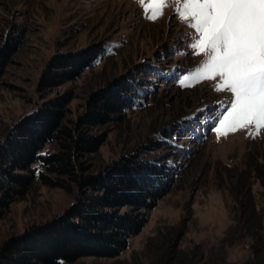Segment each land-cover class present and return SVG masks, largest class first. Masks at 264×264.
<instances>
[{"label":"rangeland","instance_id":"rangeland-1","mask_svg":"<svg viewBox=\"0 0 264 264\" xmlns=\"http://www.w3.org/2000/svg\"><path fill=\"white\" fill-rule=\"evenodd\" d=\"M174 8L171 3L150 20L136 0H0V52L19 37L0 76V141L24 114L65 93L70 100L63 122L70 125L84 115L90 94L125 76L135 85V102L107 123L88 127L101 142L81 159L83 172L95 174L141 145L144 160L163 157L176 169L173 184L120 255L59 264H264V128L259 134L254 125L227 135L212 131L216 117L228 116L231 94L213 90L218 77L196 83L190 70L204 56L187 46L193 30ZM97 43L103 47L91 66L39 90L56 54ZM63 183L36 179L8 205L0 248L70 206L77 186Z\"/></svg>","mask_w":264,"mask_h":264},{"label":"trees","instance_id":"trees-1","mask_svg":"<svg viewBox=\"0 0 264 264\" xmlns=\"http://www.w3.org/2000/svg\"><path fill=\"white\" fill-rule=\"evenodd\" d=\"M18 41L19 37L8 39L0 52V76L7 53ZM102 47L97 43L77 52L56 54L41 75L39 90L77 77L92 65ZM124 77L90 94L84 115L70 125L63 122L70 100V94L65 93L24 114L2 137L0 219L36 179L47 185L73 182L77 188L73 202L59 215L6 240L0 248V264H59L84 256H118L173 184L176 169L163 157L144 160L143 145L111 160L95 174L83 172L81 159L95 152L101 142L87 133L89 128L107 123L113 118L110 116L135 102L130 93L135 85ZM47 144L55 145L56 150L45 149Z\"/></svg>","mask_w":264,"mask_h":264},{"label":"snow or ice","instance_id":"snow-or-ice-1","mask_svg":"<svg viewBox=\"0 0 264 264\" xmlns=\"http://www.w3.org/2000/svg\"><path fill=\"white\" fill-rule=\"evenodd\" d=\"M147 18L158 19L174 3L194 55L204 59L190 72L196 83L219 78L214 91L231 94L212 131L218 136L254 125L264 128V0H136ZM151 7V14H148ZM183 78H178V82ZM223 117L224 119H221ZM217 127L215 125H224Z\"/></svg>","mask_w":264,"mask_h":264}]
</instances>
